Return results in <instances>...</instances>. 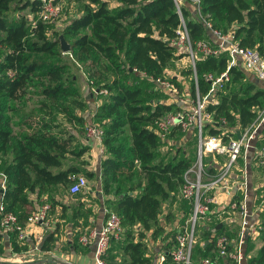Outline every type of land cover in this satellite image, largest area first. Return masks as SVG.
I'll return each instance as SVG.
<instances>
[{
    "label": "trees",
    "instance_id": "1",
    "mask_svg": "<svg viewBox=\"0 0 264 264\" xmlns=\"http://www.w3.org/2000/svg\"><path fill=\"white\" fill-rule=\"evenodd\" d=\"M177 4L175 0H118L114 4L84 0L81 10L56 29L52 24L56 17L39 16L40 0H0V168L6 177L2 198L4 208L13 211L21 224L32 209L27 207L29 192L38 196L46 191L51 208L54 185L68 187L80 171L93 174L79 156L88 147L86 122L94 120L102 127L101 186L104 193H112L105 198L104 218L115 214L122 227L119 237L109 239L104 259L110 264H156L162 253L159 264H181L168 251L176 245L175 235L191 211V200L181 197L178 187L196 149L192 157L181 146L168 154L162 144L175 134H191L195 139L197 133L194 125L182 129L174 124L165 137L159 135L155 118L178 105L153 99L154 88L161 86L152 77L164 75L174 55L186 54L171 42L179 13L191 40L206 38L209 31L188 0ZM198 7L212 26L231 30L241 44L255 46L264 57V0H198ZM49 27L51 36L46 34ZM59 31L69 42L67 51L59 48ZM70 65L81 70L99 96L89 113L83 111V93ZM225 65L226 51L221 50L196 55L194 66L183 71L195 74L202 93L209 85L203 72L218 73ZM227 72L228 78L216 91L217 99L205 105L211 117L201 124L203 135L219 133L226 138L253 120L264 105L263 81L256 85L245 78L238 63L230 65ZM169 78L173 80L174 75ZM32 85L37 97L28 105L25 96ZM193 87L194 75L190 92ZM204 163L208 173L222 164ZM240 197L235 190L231 199L238 203ZM167 201H178L181 212L164 227L158 215ZM225 207L209 203L210 212L203 214L202 220L206 215L214 219ZM230 209L238 211V205ZM169 214L167 220L173 216ZM200 220L194 225L199 240L192 245L191 264H198L203 256L215 258L216 264H232L230 258L216 252L213 239L219 233L232 237L237 227L229 229L217 219L211 227L201 228ZM257 231L261 243L256 253L248 255L249 234L245 238L247 264H264V228ZM54 232L42 237L41 250L50 248ZM147 232L159 241L153 260L146 252ZM24 239L16 240L15 232L4 239L0 233V255L25 250ZM70 242L73 248L80 244L77 236Z\"/></svg>",
    "mask_w": 264,
    "mask_h": 264
},
{
    "label": "built area",
    "instance_id": "2",
    "mask_svg": "<svg viewBox=\"0 0 264 264\" xmlns=\"http://www.w3.org/2000/svg\"><path fill=\"white\" fill-rule=\"evenodd\" d=\"M176 5L179 0H175ZM196 1L197 13L199 18L208 28L209 36L206 38L192 39L189 36L188 29L182 15L179 13V22L175 27V34L171 37V42L175 45L177 51L183 50L188 55L190 64L194 66L196 55H204L207 53H217L218 51H226V65L218 73L210 71L203 72L204 78L209 82L207 89L199 93L196 78L194 74V87L192 92L182 91L177 84L165 75H156L152 77L153 81L161 86L165 91L173 97V101L177 103V108L167 110L159 114L155 120V129L161 137H165L168 129L179 124L182 129H188L195 126L197 133V144L195 158L183 171V181L178 187V193L181 197L191 200V211L185 220L182 230L176 233V245L168 252L172 259L181 264H191V248L195 241L194 225L207 214L209 211L208 204L217 205L218 199L215 188L223 190L225 193L230 192L231 178L229 177L228 167L239 156L244 155L246 149L251 144V139L255 136L257 128L264 121V105L258 111L257 115L247 125L239 130V136L229 134L223 138L221 134L201 133V124L211 117L210 111L205 109L207 101H215L217 99L216 91L224 84L228 78L227 68L230 65L238 63L242 68L253 72L259 79L264 82V57L255 46L243 45L234 36L231 30L223 31L220 28L212 26L209 18L205 14L200 13L198 0ZM177 10L178 7H177ZM42 19L54 18L58 15V5L56 0H40L38 11ZM100 90L105 91V88ZM85 135L87 141L95 140L102 144V127L94 121H87L85 125ZM101 151L103 147L101 146ZM223 154L225 159L220 167L213 173H208L203 167L202 154L205 152ZM257 164L264 168V143H261L257 150ZM5 173L0 168V233L6 239L9 232H15L16 240L20 241L27 236L23 224H21L16 214L11 210H6L3 203V188L5 187ZM235 185L240 190V200L235 202L231 198L225 203L230 208L238 205L237 231L232 237H228L225 233L215 235L213 245L216 252L227 258H230L232 264H241L244 259V243L247 235L258 228L263 229L264 224H255L249 220L248 210L246 208V175L244 172L241 176L234 180ZM87 181L83 174H76L69 182L67 190L69 193L80 191L86 186ZM50 209V202L45 198L31 209L26 217V222L41 223L47 225V213ZM208 216L206 215L205 218ZM122 227L119 219L115 214L107 215L98 227H88L79 233L77 240L80 244L93 242L92 264H110L104 259V252L110 238H117L121 234ZM41 236L37 237L25 250L19 252H10L7 256H0L3 264L11 262H25L38 260L37 264H48L41 259V253L44 250L39 248ZM9 249L10 246L7 245ZM164 255H158L157 264L163 260ZM1 264V262H0ZM198 264H216L215 258L203 256L198 260Z\"/></svg>",
    "mask_w": 264,
    "mask_h": 264
},
{
    "label": "crops",
    "instance_id": "3",
    "mask_svg": "<svg viewBox=\"0 0 264 264\" xmlns=\"http://www.w3.org/2000/svg\"><path fill=\"white\" fill-rule=\"evenodd\" d=\"M118 1V0H117ZM114 2V3H117ZM109 3V4H114ZM192 8V7H191ZM194 8V7H193ZM197 11V10H196ZM73 15V14H72ZM245 72L246 77L255 82L256 85H262L263 82L259 79L253 72L242 68ZM82 74V73H81ZM80 83L81 90H85V96L93 100L94 94H96L93 88H90L85 81L83 74L78 79ZM93 89V90H92ZM99 101V96L96 94L95 99L93 100V105ZM233 134V133H230ZM234 134L235 131H234ZM84 139V138H83ZM88 148L87 153L91 156V161L93 162L92 171L93 174L88 177V188L85 191H78L74 193V201L70 197L65 196L62 191H59L62 184H56L53 187V201L52 207L55 215L54 217L48 219L47 225L43 226L41 223H30L28 224L23 220V227L27 232L25 241H22L26 244L27 248L36 241L37 237L41 238L51 230H54V239L50 248L44 250L41 253V259L48 264H64L65 262H70L73 264H92V251H93V242L87 244H79L76 248L72 247L71 240L76 236L78 237L79 233L82 232L85 228L88 227H98L104 219L105 211V198L107 196L112 197V193H104L101 186L100 179V157L103 154L101 151V143L96 142L95 140L87 141ZM261 143H264V121L257 128L255 136L251 139V144L246 149L245 154L239 155L234 161V165L230 167L229 177L231 178V188L229 193H225L223 190H218L215 188L216 197L218 199L217 207L222 208L226 206V202L232 197L233 192L237 190L240 192L238 187L235 185L241 174L244 172L246 175V208L248 210L249 220L253 223H264V214H262L261 209L264 206V168L260 167L257 164V150ZM219 154V153H218ZM223 155V154H222ZM224 156V155H223ZM211 163L219 162L217 159L209 161ZM215 164V163H214ZM217 165V163L215 164ZM219 165V164H218ZM43 197H48L46 191L39 193L36 196L35 192H29L30 203L27 205L28 208H34V206L41 200ZM73 199V198H72ZM260 199L258 202L257 200ZM174 203V204H173ZM176 201H167L163 202L168 208L164 212H160L158 217L164 227L170 226L173 217H179L180 208L175 206ZM173 204V205H172ZM219 205V206H218ZM163 206V205H162ZM161 206V208H162ZM171 206V208H169ZM177 208V209H176ZM172 209V210H171ZM174 211V212H173ZM86 213V215L84 214ZM173 215L171 220H167L166 216ZM75 214V215H74ZM162 214V217L161 215ZM210 220V218H203ZM86 220V223H83ZM202 220V219H201ZM200 220V221H201ZM232 220L223 221L224 225L230 229V222ZM174 222V221H173ZM235 223L237 226V221L235 218ZM220 222L216 224L218 227ZM215 226V228H217ZM235 226V227H236ZM258 231H252L249 233L250 246L248 248V255L254 254L257 252L260 246V236H257ZM147 232L145 239H151V244H153L152 250V260L155 258L156 253H158V239H152ZM247 244V239H246ZM5 247L7 248V242H4ZM9 253L6 252V255H0L1 257L7 256ZM158 260V259H157ZM3 264V261H0ZM157 264V263H156ZM241 264H247L246 259L241 261Z\"/></svg>",
    "mask_w": 264,
    "mask_h": 264
},
{
    "label": "rangeland",
    "instance_id": "4",
    "mask_svg": "<svg viewBox=\"0 0 264 264\" xmlns=\"http://www.w3.org/2000/svg\"><path fill=\"white\" fill-rule=\"evenodd\" d=\"M116 1L117 0H108L109 3H114ZM181 1H185V0H181ZM83 2H84V0H56V3L58 5V16L55 18L56 20L53 21V23H52L53 27H55L56 29H60L62 27L63 23L72 14H75L81 10ZM188 5H190L189 7H196V1L195 0H188ZM46 34L48 36L52 35L51 27H49L47 29ZM189 65H190V60H189L188 55L176 54L171 58V60L167 63V65L164 68L165 69L164 75L167 77H171L172 75H174L173 80L177 84L179 89H181L182 91H187V92H190V87L192 86V75H194L192 72L187 71V69H186V71H183V69ZM70 69L77 74L78 79L81 77L82 74H81V70L79 68L75 67L74 65H70ZM34 86L35 85L30 86L31 91L27 92V96H25V102L28 105L33 104L34 99L37 97L34 90L32 91V89H34ZM82 93H83V98H84V102H85V106L83 108V111L85 113H89L95 106V105H93V100L95 99L96 94H94L93 100H91L89 97L85 96V90H82ZM153 99L157 100V101L158 100L167 101V102L173 101V97L170 94H168V92H166L161 87L154 88ZM164 142L165 143L162 144V149H168V151H169L168 154H171L175 149H177L178 147L181 146V147H184L186 149V153H188L190 155V157H192L194 155V151L196 149L197 138L194 139V137L191 134H188L186 137H184L182 134L181 135L175 134V135L171 136L169 139H167V141H164ZM79 157H83L85 159V162L83 165L86 167V169L92 168L93 162L91 161V159H90L91 156H90V154L87 153V150H85ZM211 159H213V160L217 159L219 162L223 163L225 157L222 154L212 153V152H208V151L202 154L203 164H205L204 162H206V161H211ZM234 163H235V161H233V163L228 167V172L230 171V167H232L234 165ZM76 174H83L86 178V181H88L89 176H87L83 172L80 171V172L75 173V175ZM88 185H89V183L87 182L86 186H84L81 189V191L87 190ZM59 191H62L65 196L70 197L71 200L74 201V193H69L67 191L66 185L60 186ZM43 198H46V197H43ZM257 201L259 202L260 199H258ZM162 205L163 206L161 208V211L164 212V210H166L168 207L165 204H162ZM175 206H179L178 201H176ZM169 208H171V206ZM261 211H262L261 213L264 214V206L262 207ZM54 215H55V212H54L53 208H50L49 212L47 213V221H49L48 219L54 217ZM160 215L162 217V214H160ZM238 216L239 215H238L237 210H231L230 208L225 207V209L220 211L219 214L214 215V217H215L214 219H210V220L203 219V220H201V222L199 224L201 225V228H203V227L207 228L208 226L211 227L212 223L217 219H220L222 221L232 220L230 222V229H233L236 226L235 218L238 219ZM194 231H195V228H194ZM199 231H200V229L198 230V232ZM194 239L197 241L199 240L197 237ZM147 242H148V247L146 248L147 249L146 252H148L149 254L152 255L153 244L155 242L153 244H151L150 243L151 239L147 240ZM244 259H246V258L244 257ZM0 260H2V259H0ZM108 262H110V261H108ZM242 262H243V260H242Z\"/></svg>",
    "mask_w": 264,
    "mask_h": 264
},
{
    "label": "water",
    "instance_id": "5",
    "mask_svg": "<svg viewBox=\"0 0 264 264\" xmlns=\"http://www.w3.org/2000/svg\"><path fill=\"white\" fill-rule=\"evenodd\" d=\"M57 37H58L59 47L61 51H67L69 48V42L63 37L61 32H58ZM235 133L237 136H239V129L236 128ZM38 262H39L38 260H34V261H25L21 263L11 262L10 264H37ZM64 264H73V263L65 262Z\"/></svg>",
    "mask_w": 264,
    "mask_h": 264
}]
</instances>
